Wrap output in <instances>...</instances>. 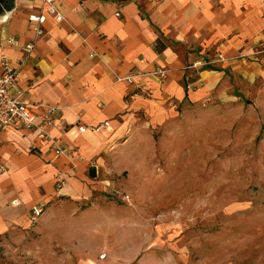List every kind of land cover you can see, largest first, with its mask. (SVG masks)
<instances>
[{
	"label": "crops",
	"instance_id": "0c3cea01",
	"mask_svg": "<svg viewBox=\"0 0 264 264\" xmlns=\"http://www.w3.org/2000/svg\"><path fill=\"white\" fill-rule=\"evenodd\" d=\"M55 1L62 18L45 13L44 34L28 53L22 44L33 35L26 15L34 0H9L0 11V54L18 67L17 85L34 113L51 118L42 128L66 147L55 154L32 128H0V233L30 228L45 264L126 263L141 249L136 215L92 197L106 184L93 180L89 188L84 168L94 175L109 142L138 116L159 120L168 98L225 87L224 67L244 61L256 44L255 60L264 61V0ZM9 35L15 43L5 41ZM217 53L224 59L205 62ZM158 68L164 77L153 73ZM128 74L131 82L115 80ZM102 121L97 131L76 129ZM38 202L44 206L30 226L28 209Z\"/></svg>",
	"mask_w": 264,
	"mask_h": 264
},
{
	"label": "rangeland",
	"instance_id": "374dc122",
	"mask_svg": "<svg viewBox=\"0 0 264 264\" xmlns=\"http://www.w3.org/2000/svg\"><path fill=\"white\" fill-rule=\"evenodd\" d=\"M246 53L225 87L168 98L159 120L138 116L109 142L94 175L84 168L89 188L106 184L92 197L136 215V258L103 264H264V61ZM18 232L0 233V264H45L32 230Z\"/></svg>",
	"mask_w": 264,
	"mask_h": 264
},
{
	"label": "built area",
	"instance_id": "2783aa9c",
	"mask_svg": "<svg viewBox=\"0 0 264 264\" xmlns=\"http://www.w3.org/2000/svg\"><path fill=\"white\" fill-rule=\"evenodd\" d=\"M36 9L29 11L26 15L28 25L32 29L33 35L31 39L26 40L22 44L24 52L28 53L33 45V40L44 34L42 23L45 18V13L50 14L55 20H60L62 14L57 8L55 0H34ZM117 14V13H115ZM5 41L8 43H15L16 39L9 35L5 37ZM256 49H252V53L261 52V44H256ZM252 48V47H251ZM224 59V57L217 53L212 58H209L205 62H215ZM199 64L195 61L193 65ZM166 70L158 68L153 71L159 78L165 76ZM18 67L11 64L7 57L0 54V128L4 126H17L22 125L27 128L36 130L42 139L49 142L51 150L55 154H60L65 151L66 147L56 138L48 134V132L42 128L43 123H48L51 118L47 113L42 115L34 113L31 109V103L26 98L25 89L18 87L17 85ZM115 80L132 81V75L116 76ZM107 121L98 122L96 124L83 125L78 124L76 129L78 131H84L85 129L91 131H97L101 126L106 125ZM4 169V165L0 162V171ZM120 198L124 201L127 200L128 195L126 193H120ZM10 203L15 205L18 203L17 198H12ZM44 203L38 202L31 205L28 209V219L30 222H34L43 209ZM104 251L98 253V258L104 256Z\"/></svg>",
	"mask_w": 264,
	"mask_h": 264
},
{
	"label": "water",
	"instance_id": "95a60500",
	"mask_svg": "<svg viewBox=\"0 0 264 264\" xmlns=\"http://www.w3.org/2000/svg\"><path fill=\"white\" fill-rule=\"evenodd\" d=\"M9 0H0V11L2 10L3 5L6 4Z\"/></svg>",
	"mask_w": 264,
	"mask_h": 264
},
{
	"label": "bare ground",
	"instance_id": "6f19581e",
	"mask_svg": "<svg viewBox=\"0 0 264 264\" xmlns=\"http://www.w3.org/2000/svg\"><path fill=\"white\" fill-rule=\"evenodd\" d=\"M5 15H6V12L4 11V12H1L0 13V19H2L3 17H5Z\"/></svg>",
	"mask_w": 264,
	"mask_h": 264
}]
</instances>
